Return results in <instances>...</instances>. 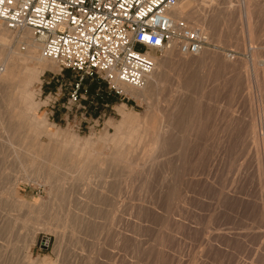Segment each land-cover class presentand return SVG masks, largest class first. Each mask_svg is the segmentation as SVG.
<instances>
[{
	"label": "rangeland",
	"instance_id": "1",
	"mask_svg": "<svg viewBox=\"0 0 264 264\" xmlns=\"http://www.w3.org/2000/svg\"><path fill=\"white\" fill-rule=\"evenodd\" d=\"M197 2L200 13L189 8L196 20L180 19L210 31V50L192 57L215 60L170 67L149 104L109 94L96 78L70 105L73 71L17 66L28 92L16 98L34 123L27 141L19 131L26 117L10 122L14 107L0 99V264H264V0ZM22 34L10 50L24 48ZM157 114L164 139L146 133L128 164L82 175L70 163L112 151L124 139L116 127L142 131ZM35 138L67 154L61 168L34 169L26 151Z\"/></svg>",
	"mask_w": 264,
	"mask_h": 264
},
{
	"label": "built area",
	"instance_id": "2",
	"mask_svg": "<svg viewBox=\"0 0 264 264\" xmlns=\"http://www.w3.org/2000/svg\"><path fill=\"white\" fill-rule=\"evenodd\" d=\"M178 6L179 0H0V32L31 31L47 59L73 71L78 81L68 103L75 105L85 98L79 91L86 79H101L119 97L126 96L120 84L143 88L155 69L153 50L210 49L202 30L173 20Z\"/></svg>",
	"mask_w": 264,
	"mask_h": 264
},
{
	"label": "bare ground",
	"instance_id": "3",
	"mask_svg": "<svg viewBox=\"0 0 264 264\" xmlns=\"http://www.w3.org/2000/svg\"><path fill=\"white\" fill-rule=\"evenodd\" d=\"M197 1H199V0H179V6L172 14L173 20L175 22L184 21L185 23H187L184 19H180V16H183V14H187V15H189V18H192V19L196 20V17H195L196 15L194 16V12H195L194 10L197 8L199 10V13H200V8L198 6L202 7V5H203V4L201 5V2H200V4H196V3H198ZM246 1H249V0H246ZM193 6L195 7L194 10H193L194 12L192 11L193 13H191L189 8H192ZM249 7H250V5H249ZM244 8L246 10L245 13H246L247 22H248V25H249V21H250V20H248L249 8H248L247 5H245ZM202 13H203V11H202ZM230 14H232V13H230ZM197 17H199V16H197ZM239 17H240V19L239 18L238 19L240 20L239 22L241 24L242 21H243V20H241L243 18V16H241V13H239ZM189 18H188V20L190 21ZM197 21L200 22L201 20L198 19ZM197 21H195V22H197ZM201 23L205 24V25L208 24V23H206V21H201ZM188 26L192 27V26H190V24H188ZM249 26L251 27V25H249ZM192 28L196 29V27H192ZM198 29L202 30L201 28H198ZM202 31L205 34H207V35L209 34V33H207L209 30L207 32L205 30H202ZM248 31H250V30H248ZM15 33H18V32H11V31H8V30H5V29H3L0 32V65L4 68V72L0 75V99L4 98L5 95H7L6 96L7 97L6 100L8 99V102H6V100H5V102L10 107H12V106L14 107L13 108L14 110H12L13 112L10 113V115H11L10 118H9L10 122L17 121L18 119H20L21 116L22 117L23 116L26 117L24 122H23V125L21 124V126H19V131L23 132L24 135L22 137H25V140L28 141L29 140L28 138L31 137V134H32V131H33V126L31 125V122H33V121L30 122L29 118H27L28 113H29L28 112L29 109H27V107L24 106L25 104L23 105L22 101L19 103L17 98H16V97L20 96L22 93L24 94V96H25V94H27V92H28V85H27L28 84V79H25V78L23 79L22 74L24 72H21V71L18 72L17 66L25 67L26 68V72H30L35 67L39 66V67H41V68H43L45 70L49 69L51 71H54V72L58 73L59 72V68H58L59 65L56 62H54V61H52L50 59H47L43 55V52H42L43 43L40 42V41H37L34 38L33 33L31 31H29V30L20 32V33H23L22 34V38L20 39V41H21V44L24 45V48H22V46L19 44V46L18 45L16 46L17 48H15V50H10V46H11V44L13 42V39H14V36H15L13 34H15ZM249 39H251V37ZM210 41H211V39H210ZM209 50L210 49L204 50L200 54H205L206 51H209ZM163 54H165L163 58H158L155 54H150V56L153 58V60L155 62V69H154L153 73L150 76H148L145 86L143 88H133V87H129V86L120 84V87L123 89L124 93H129L139 103H147V104H149V101L153 98V96H155V94H157V92L160 91L159 88H161L162 84H164V81L166 80V75L168 73V69L170 67H172L173 69H174V67H178V68L180 67V68H183V69H185V68L189 69V68L192 67V69H193V67H196L198 65L199 66H204L211 59L215 60L214 55H203V56L201 55V57H198L199 59H196L194 57L198 56V55L183 54V53H181L178 50L177 47H175L172 51H168V52H165ZM192 56H194V57H192ZM176 69H174V71H176ZM171 71H173V70H171ZM174 71H173V73H176ZM168 76H169V74H168ZM179 78H180V76H179ZM19 90H22V92L21 91L19 92ZM17 92H19L21 94L17 95L18 94ZM22 95L20 97H22ZM25 97H27V95ZM20 100H24V99L22 98ZM26 100L29 101L27 98H26ZM27 101H26V105H27ZM158 114H157V116H153V117L149 118L150 119L149 120V126H147V128H145V129H143L144 130V131L142 130L143 132L141 130H134V131H126V133L124 132L125 134H123L122 131L126 127V124L123 123L119 127H116V137L122 135V136H124L123 137L124 139H123V141L121 143H119L120 141L119 142L116 141L112 151H110V150H109L110 152L109 151H104L103 148L101 147V148H99L97 150L96 149L93 150L92 152L91 151H87L85 153H78V154H76L74 156L71 155L72 159L70 160L71 161L70 163L73 166L75 165L74 167H76V168H74V169H77L78 171H80V173H82V175H83V172L89 171L90 169H92L95 166L100 168V167L105 166L106 163L108 164L109 162L111 164H113V165L114 164L118 165V164L126 163L127 162L126 158L129 157V155L133 152L132 150H133L134 147H132V146L134 144L136 145V143H138V142L141 143L142 141H144L142 139H144L143 137H144V135L146 133L148 134V132H150V133L155 135V133H156L155 130L157 129L159 131V133H158L157 136L156 135L155 136L157 137L158 141L162 137L164 139V136L161 134V129L163 128L162 124H163L164 120H162V118ZM30 116H31V114H30ZM125 118L130 119V117H128V116H125ZM19 136L21 137V135H19ZM153 140H155V139H153ZM112 141H113V138H112ZM31 143H32L31 147L33 148V150H30V151L27 150L26 154H27V156H30L32 158V160H30V161L33 164V167H35L34 169L38 170L39 168H37L38 167L37 164H39V163L43 164V162H44V164L45 163L47 164L48 170H51V171L55 170L57 167H60V165H62L63 162L67 158V156H66L67 154L65 152H63V150H61L58 147L57 148L56 147L55 148L54 147H47L46 148L43 144H40L37 141V139L32 141ZM124 148H125V150H124ZM148 148H150V147H148ZM152 148H153V146H152ZM23 149H25V148H23ZM146 150H147V148H146ZM152 150H154V149H152ZM45 156H47V158H44ZM128 162H129V160H128ZM126 164H128V163H126ZM36 165H37V167H36ZM32 171H33V169H32ZM86 173H84V174H86ZM14 185H16V184H14ZM14 190H15V188H14ZM10 191H12V190H10ZM13 194H12V196H13ZM15 201H17V198H16ZM34 237H35L34 234H32L29 237L30 244L33 242Z\"/></svg>",
	"mask_w": 264,
	"mask_h": 264
}]
</instances>
